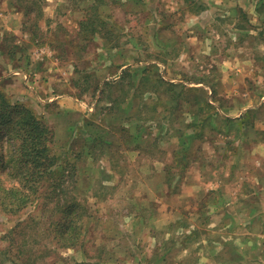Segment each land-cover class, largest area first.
Wrapping results in <instances>:
<instances>
[{"label": "rangeland", "instance_id": "obj_1", "mask_svg": "<svg viewBox=\"0 0 264 264\" xmlns=\"http://www.w3.org/2000/svg\"><path fill=\"white\" fill-rule=\"evenodd\" d=\"M95 1L115 35L83 33ZM262 3L0 0V109L47 123L61 179L0 202V264H264Z\"/></svg>", "mask_w": 264, "mask_h": 264}, {"label": "trees", "instance_id": "obj_2", "mask_svg": "<svg viewBox=\"0 0 264 264\" xmlns=\"http://www.w3.org/2000/svg\"><path fill=\"white\" fill-rule=\"evenodd\" d=\"M263 5L264 3H262ZM99 8L100 6L96 2L86 9L85 15L80 20L83 33L85 31L87 35L100 34L103 37L115 35L116 32L112 24L103 18ZM8 103H6V107L13 106L11 102ZM5 109H0V128H3L0 141L4 143L8 134L9 139H14V148L8 157L7 147L5 150L0 147L4 150L2 152L0 150V158L4 167L12 169L10 175L15 177L18 183L7 187L4 182L1 183L2 180L0 181V188L5 192V195L0 197V202L1 207L7 212L15 210L17 213V209L26 208L33 203L43 189V194L47 190V193L56 192L59 195V180L61 179H58L57 170H55L58 159L51 148V143L54 140L51 128L33 112L26 113L25 117L17 120L16 117H13V111ZM10 131L12 135L9 133ZM48 178L52 180L49 183L46 182ZM50 187L52 190L49 189ZM81 206V202L77 199L65 201L61 206L67 217L59 226L62 235L65 238L69 236V244L72 245L76 244L81 231L79 218L82 216L76 209H81Z\"/></svg>", "mask_w": 264, "mask_h": 264}, {"label": "crops", "instance_id": "obj_3", "mask_svg": "<svg viewBox=\"0 0 264 264\" xmlns=\"http://www.w3.org/2000/svg\"><path fill=\"white\" fill-rule=\"evenodd\" d=\"M19 14V12H13L9 15L8 21L11 22L16 16Z\"/></svg>", "mask_w": 264, "mask_h": 264}]
</instances>
